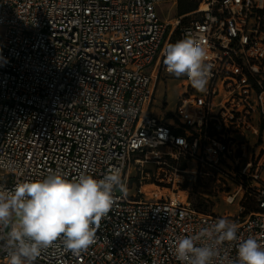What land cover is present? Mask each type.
<instances>
[{
	"label": "built area",
	"instance_id": "2783aa9c",
	"mask_svg": "<svg viewBox=\"0 0 264 264\" xmlns=\"http://www.w3.org/2000/svg\"><path fill=\"white\" fill-rule=\"evenodd\" d=\"M161 2L178 0H0V188L57 172L121 179L93 245L76 254L58 239L32 264H181L175 240L220 218L238 240L218 246L215 264H235L249 237L264 246V0H202L169 21ZM187 34L206 49V87L184 78L176 111L157 116L163 51ZM186 174L256 209H198Z\"/></svg>",
	"mask_w": 264,
	"mask_h": 264
},
{
	"label": "clouds",
	"instance_id": "9594fccd",
	"mask_svg": "<svg viewBox=\"0 0 264 264\" xmlns=\"http://www.w3.org/2000/svg\"><path fill=\"white\" fill-rule=\"evenodd\" d=\"M206 61L205 47L191 34L163 51L166 71L177 78L186 76L198 91L205 89L210 74ZM120 185L119 172L113 169L99 180L84 173L68 180L57 172L18 183L12 190L0 188V227H10L0 235L7 264H32L58 239L73 253L87 250L96 242L93 225L110 211L113 190ZM237 232L235 223L220 218L194 235L177 238L174 254L181 264H215L218 246L238 240ZM237 257L235 264H264V246L249 237L239 243Z\"/></svg>",
	"mask_w": 264,
	"mask_h": 264
},
{
	"label": "rangeland",
	"instance_id": "374dc122",
	"mask_svg": "<svg viewBox=\"0 0 264 264\" xmlns=\"http://www.w3.org/2000/svg\"><path fill=\"white\" fill-rule=\"evenodd\" d=\"M202 0H182L181 4L193 3L199 5ZM180 0L176 4L170 2H161L156 5L157 12L163 21H169L175 19L180 15ZM189 13V12H188ZM148 70V69H146ZM186 78V76H181L179 78L167 74L161 76L157 84L155 96L158 101L166 100L167 104L165 109H161L157 106L152 107V112L161 116V114L166 112L174 113L176 111L177 104L180 98V92L183 87L180 86L181 81ZM172 118L168 116V119ZM257 121L260 116L256 114L254 116ZM258 140V136H251V144H254ZM261 148H264V135L263 141L259 142L256 146V152L258 153ZM245 162V161H244ZM243 162V163H244ZM148 167H154V164H147ZM180 168H185L186 165L180 162ZM193 166V164H191ZM133 167V166H132ZM133 171V170H131ZM264 176V171L262 172ZM185 187L189 195L194 200H201L206 205L205 209L209 212H214L219 215H235L240 213V206L242 205L245 209L241 217L245 216L249 210H251L252 203L249 200L242 201L239 203L238 199L234 203H228L226 200L229 189H224L222 185L217 184L208 176H195L194 174H186L185 176Z\"/></svg>",
	"mask_w": 264,
	"mask_h": 264
},
{
	"label": "trees",
	"instance_id": "16d2710c",
	"mask_svg": "<svg viewBox=\"0 0 264 264\" xmlns=\"http://www.w3.org/2000/svg\"><path fill=\"white\" fill-rule=\"evenodd\" d=\"M181 1L182 0H180V4H179L180 5V15L188 13V12H191V11L195 10L198 7L197 4H193V3H186V4L182 3L181 4ZM191 199H192L193 204H194L195 207H197L198 209H201L203 211H207L205 209L206 205L203 203V201H201L199 199L194 200L192 197H191ZM246 200H249L252 203V205L250 206L251 210L256 209V205L250 199H245L244 198L242 201H246ZM251 210H249V211H251Z\"/></svg>",
	"mask_w": 264,
	"mask_h": 264
},
{
	"label": "crops",
	"instance_id": "0c3cea01",
	"mask_svg": "<svg viewBox=\"0 0 264 264\" xmlns=\"http://www.w3.org/2000/svg\"><path fill=\"white\" fill-rule=\"evenodd\" d=\"M186 14V13H185ZM2 32V28L0 27V33ZM263 135H264V128H263V131H262Z\"/></svg>",
	"mask_w": 264,
	"mask_h": 264
}]
</instances>
